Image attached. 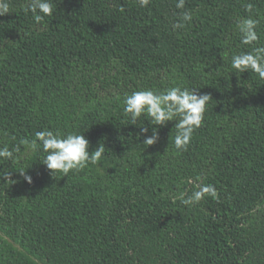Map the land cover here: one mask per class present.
I'll list each match as a JSON object with an SVG mask.
<instances>
[{
	"label": "trees",
	"instance_id": "1",
	"mask_svg": "<svg viewBox=\"0 0 264 264\" xmlns=\"http://www.w3.org/2000/svg\"><path fill=\"white\" fill-rule=\"evenodd\" d=\"M9 2L0 147L21 151L0 159V264H264V80L230 66L248 50L239 20L257 19L264 43V0H51L40 23L29 0ZM175 85L212 97L187 151L174 148L176 121L132 125L123 111L125 94ZM43 130L105 153L54 177L23 143ZM205 184L218 198L181 203Z\"/></svg>",
	"mask_w": 264,
	"mask_h": 264
},
{
	"label": "clouds",
	"instance_id": "2",
	"mask_svg": "<svg viewBox=\"0 0 264 264\" xmlns=\"http://www.w3.org/2000/svg\"><path fill=\"white\" fill-rule=\"evenodd\" d=\"M186 0H177V9L185 8ZM140 8H148L150 0H137ZM246 10L251 13L253 6L247 4ZM25 13L30 12L35 22L40 23L45 17L51 16L53 5L51 0H29L25 6ZM123 11V9H121ZM11 12L9 0H0V16ZM182 19L190 21V13H182ZM259 21L251 15L242 18L236 24L240 44L248 50L234 52L231 55L230 66L237 74L245 72L255 73L260 80H264V43L257 31ZM175 24L174 27H179ZM209 94H198L196 88H185L179 85L169 87L163 91L156 89L136 90L125 94L122 104L125 115L132 125L144 118L153 126H166L168 122L176 121L174 129V148L177 151H187L196 129L200 128L204 120L206 105L211 99ZM141 134L146 135L147 127L141 126ZM159 140L156 128L153 134L146 137L144 144L151 146ZM28 145V150L41 147L43 153L42 162L50 170L52 176L57 174L68 177L71 172H79L86 167L95 165L105 153V146L100 144L91 154L89 153V141L83 134L69 132L61 134L52 130L37 131L35 139L31 142H23ZM20 146L10 150L7 146L0 147V159H14V154L20 153ZM24 180L31 184L32 177L25 171H20ZM4 176L9 175L3 173ZM205 197L218 198L217 190L213 185H197L191 195L181 197V203L192 207L200 203Z\"/></svg>",
	"mask_w": 264,
	"mask_h": 264
}]
</instances>
